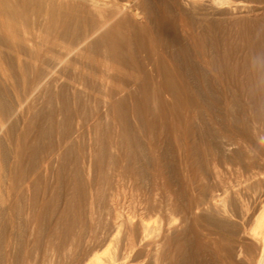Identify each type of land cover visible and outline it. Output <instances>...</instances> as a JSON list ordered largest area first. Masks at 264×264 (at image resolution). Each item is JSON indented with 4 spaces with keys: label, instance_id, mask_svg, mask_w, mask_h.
<instances>
[{
    "label": "bare ground",
    "instance_id": "bare-ground-1",
    "mask_svg": "<svg viewBox=\"0 0 264 264\" xmlns=\"http://www.w3.org/2000/svg\"><path fill=\"white\" fill-rule=\"evenodd\" d=\"M223 1L0 0V264H97L126 223L120 264H264V194L230 208L264 170L204 182L264 125V0Z\"/></svg>",
    "mask_w": 264,
    "mask_h": 264
},
{
    "label": "rangeland",
    "instance_id": "rangeland-1",
    "mask_svg": "<svg viewBox=\"0 0 264 264\" xmlns=\"http://www.w3.org/2000/svg\"><path fill=\"white\" fill-rule=\"evenodd\" d=\"M223 1V0H222ZM225 1H227V0H224L223 2H225ZM239 59H242V57H244L243 55H240V56H237ZM251 69H252V72H251ZM239 74V77L241 76L242 78H245V76H244V74L245 73H243V72H239L238 73ZM242 74H243V76H242ZM247 74V73H246ZM248 74H250V75H252L253 77L255 76L256 78H258V72H257V70H256V68H249V73ZM246 87V88H245ZM244 88V89H243ZM242 90H243V94H245V93H248V90H247V86L246 85H243V87H242ZM12 94V95H11ZM15 93L13 92V93H11L10 92V94H9V97L8 98H6V101L8 102H10V103H12V104H10V105H12V108L16 105V96H14L13 97V95H14ZM16 97V98H15ZM16 99V100H15ZM15 101V102H14ZM8 102V103H9ZM39 105V104H38ZM10 113H11V115H10ZM7 116V115H6ZM8 117V118H7ZM6 118H7V120L9 121H13V120H16L14 117H15V115H14V113H13V110H11V111H9V113H8V116H7ZM18 119H20V118H18ZM9 121V122H10ZM6 122V121H5ZM256 123V124H255ZM259 122H256V121H254V123H252V127H256L255 128V130H254V132H255V135H256V133H257V135L256 136H260V137H257V139H254V137H255V135H254V132L251 134V139H250V141L252 142H249V143H244L243 144V142L240 144V145H238V146H234L233 148H231L232 150L234 149V151H236V155L234 154L233 155V157H230V159L228 160V161H226V163H221L220 165H219V167H218V171H217V173H216V175L215 176H213V175H208L207 176V178H206V180L204 181L205 182V185L207 186H212V187H214V189L215 190H217V189H220V186L221 187H229L230 185H233V184H235L236 182H237V180H240L241 178H243V175L247 172V171H249V169L250 170H254L255 169V171H258V170H260L261 168L264 170V125H263V123H259ZM2 123H0V125H1ZM4 124H8L7 122L6 123H4ZM3 124V125H4ZM253 124H255V125H253ZM261 124H262V126H261ZM19 123H18V128H19ZM258 126H259V128H258ZM260 126L262 127V128H260ZM4 126H2L1 125V127H0V140L2 141V153L5 155V161H6V163H11L10 161H12V163L14 162V160H15V153H14V141L13 140H10V138H9V136L4 132V131H6V126L3 128ZM2 128V129H1ZM18 128H16V129H18ZM258 129V130H257ZM261 129V131H262V133L259 131ZM257 130V131H256ZM261 133V134H260ZM262 135V136H261ZM254 136V137H253ZM254 139V140H253ZM262 139V140H261ZM254 141V142H253ZM256 141H257V143H256ZM250 144V145H249ZM253 144V145H252ZM244 145V146H243ZM252 145V146H251ZM255 145V146H254ZM246 146V147H245ZM250 148H249V147ZM237 148V150H236V148ZM9 148V149H8ZM252 148V149H251ZM3 149H4V151H3ZM245 149H246V151H245ZM260 149V150H259ZM7 151V152H6ZM247 153V154H246ZM242 154V155H241ZM245 154V155H244ZM251 156H250V155ZM253 154V155H252ZM239 155V156H238ZM249 155V156H248ZM8 156V157H7ZM238 159H237V158ZM243 157V158H242ZM245 157V158H244ZM257 157V158H256ZM263 157V161H262V158ZM242 158V159H241ZM249 158H250V160H249ZM235 161H234V160ZM231 161V162H230ZM234 161V162H233ZM244 161V162H243ZM252 162L251 163V165H253V166H251L250 165V163L249 164H247L248 162ZM230 162V163H229ZM240 162V163H239ZM242 162V163H241ZM1 163L2 162H0V165H1ZM228 163H229V166H228ZM254 163V164H253ZM244 164V165H243ZM245 164H246V166H245ZM258 164V165H257ZM233 167H232V166ZM230 166H231V168H230ZM240 166V168H238ZM248 166H250V167H248ZM256 166V167H255ZM259 166V168H257ZM21 167H22V169L23 170H27L28 169V167H29V158L27 157V155L26 156H24V158H23V160H22V162H21ZM225 167V168H224ZM227 167H228V169H227ZM235 167V168H234ZM252 167H255V168H252ZM224 170H222V169ZM229 168L231 169V171L229 170ZM247 168H249V169H247ZM257 168V169H256ZM234 169H236V170H234ZM240 169V170H239ZM261 169V170H262ZM226 170H227V172H226ZM246 170V171H245ZM237 171V172H236ZM242 171V172H241ZM245 171V172H244ZM241 172V173H240ZM221 173V174H220ZM222 173H223V175H222ZM218 174V175H217ZM228 175V177H224V176H227ZM232 174V175H231ZM243 174V175H242ZM218 178H217V177ZM221 176H222V178H221ZM232 176V177H231ZM223 177H224V179H223ZM229 177L230 178H232V180L231 179H229ZM228 178V179H227ZM237 178V179H236ZM260 178V179H259ZM223 179V180H222ZM227 179V180H226ZM234 179V180H233ZM262 179V180H261ZM212 180V181H211ZM230 182H229V181ZM258 180H261V181H263L264 182V177L262 176V177H258ZM257 180V181H258ZM207 181V182H206ZM234 182V183H233ZM210 183H211V185H210ZM215 183V184H214ZM253 183H255V182H253ZM252 182L250 183L251 185L253 184ZM50 186H48V190H47V192L45 191V195H47V196H50V194H51V196L52 195H54V193L53 192H55L56 193V189H54V188H56V185H55V182L54 181H51V183L49 184ZM55 185V186H54ZM225 185H228V186H225ZM105 186H107V183H106V185L105 184H103V187H105ZM219 186V187H218ZM51 188H52V193H51ZM239 188H243L244 189V186L243 187H239ZM239 188H237V187H234V188H232L231 190H230V193H232V196H233V194H235V193H237L238 192V189ZM50 189V190H49ZM255 189L254 190H251L249 193H247L248 194V196H249V194H250V196H251V198H249L248 196H247V194H244L240 199H238V200H236L235 202L234 201H232L231 203H232V205L230 204V208L231 209H233L237 214H238V216H245V214L246 215H250L251 213H252V211H254L255 210V208L254 207H256L257 206V204H258V202L262 199V196H263V194H264V191H260V190H256L255 192ZM257 191H259V192H257ZM254 194V195H252V193ZM47 193V194H46ZM260 193V194H259ZM255 194H257L259 197H260V199L258 198V196L257 195H255ZM261 195V196H260ZM258 198H256V197ZM254 199H253V198ZM249 198V199H248ZM252 199V200H251ZM255 200V201H254ZM257 200V201H256ZM241 201V202H240ZM245 201V202H244ZM238 202V203H237ZM255 202V203H254ZM241 205H240V204ZM246 205H245V204ZM253 204V205H252ZM255 204V205H254ZM250 211V212H249ZM242 212V213H241ZM105 212H102V221L101 222H99V223H97V222H95V224H94V228L93 229H95V232H94V230H93V232L95 233V236H97V238H96V240L97 241H101V240H103L105 237H106V234H107V232L106 231H109V228H110V221H109V219H110V216L108 215V217H106L107 215L106 214H104ZM241 213V214H240ZM244 213V214H243ZM250 213V214H249ZM215 215V218L216 217H218L216 214H214ZM214 215L213 216H210V214H204V216H207V217H209L210 216V219L211 220H213V221H218V219H219V217L218 218H216V220H215V218H213L214 217ZM105 216V217H104ZM124 217V216H123ZM108 219V221L109 222H107L108 224H109V227L108 226H106V225H108V224H106V221H107V219ZM153 218V217H152ZM106 219V220H105ZM156 219V217H154V219H151V223H153V221ZM235 220V221H234ZM135 221V220H134ZM232 222L235 224L236 223V225L238 224V227L240 228V229H242V227H240V226H242L240 223H241V220H240V218H236V217H234L233 219H232ZM134 223V222H133ZM97 224V225H96ZM100 224H103V225H100ZM127 224V223H126ZM125 224V226L122 228V234H121V238L122 239H124V240H121V239H118V241H114L113 243H111L110 245L112 246H110L109 247V249H107L108 251H105V252H99V260H98V262H97V264H120V263H122V262H124V260L123 259H127L126 257H128V259H137L136 257H139L138 259H141V251L140 250H142L143 249V247H144V249L142 250V256H144V253L145 252H143V251H145V245H147L148 244V241H146V240H149L148 238H150V236H151V234H150V232L151 231H153V230H145L144 228L142 229L141 227H140V229L141 230H139L138 229V231H137V235H136V239H135V243H136V249L135 250H133L132 252H127L126 253V251L124 250V243H125V240H126V237L128 238V235H126V234H129L128 232L125 234V232L126 231H128V230H126V229H128ZM95 225H96V227L97 226H99V229H98V227L96 228L95 227ZM80 226V227H79ZM83 225L81 224L80 225V223H78L77 224V226H76V228L77 229H79V228H81ZM102 226V230H101V227ZM79 227V228H78ZM83 228H84V226H83ZM108 228V229H107ZM209 228H211V227H209ZM103 229H107V230H104V232L102 233L101 232V234L103 235H101L100 234V231H103ZM126 230V231H125ZM143 230V232L144 233H142L141 231ZM97 231V232H96ZM98 233V234H97ZM106 233V234H105ZM144 234V235H143ZM101 235V236H100ZM150 235V236H149ZM92 237V235L90 234V232H89V230H85V231H83V234H82V237H83V239H84V241H87V239L89 240V239H91V237ZM123 236V237H122ZM138 236V237H137ZM146 236H147V238H146ZM101 237H104L103 239L101 238ZM143 237V238H142ZM117 238H119V236L117 237ZM116 238V239H117ZM120 240V241H119ZM146 241V242H145ZM117 242V243H116ZM118 242H119V244H118ZM123 242V243H122ZM114 244V245H113ZM116 245V246H115ZM141 246H143V247H141ZM118 247V248H117ZM142 249H141V248ZM111 248V249H110ZM140 248V249H139ZM139 249V250H138ZM110 250V251H109ZM137 250V251H136ZM123 251V252H122ZM128 253H130V255L128 254ZM133 253V254H132ZM139 255H138V254ZM125 254V255H124ZM126 254H128V256L126 255ZM131 255H136V256H133L134 258H132L131 257ZM126 256V257H125Z\"/></svg>",
    "mask_w": 264,
    "mask_h": 264
}]
</instances>
